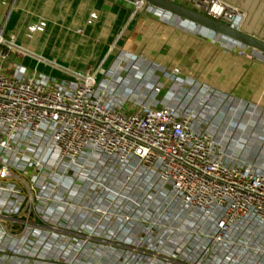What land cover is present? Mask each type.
<instances>
[{"label": "crops", "instance_id": "obj_1", "mask_svg": "<svg viewBox=\"0 0 264 264\" xmlns=\"http://www.w3.org/2000/svg\"><path fill=\"white\" fill-rule=\"evenodd\" d=\"M223 1L245 14L239 28L264 40V0ZM0 34L28 52L10 53L9 62L55 82L70 80L71 72L88 74L97 69L98 78L100 73L104 78L114 69V56L122 52L140 59L142 66L148 62L164 71L177 68L183 79L264 110L263 54L251 53L256 58L252 61L237 53L241 51L235 42L153 7L135 14L134 7L123 0H0ZM152 76L155 82L143 100L116 105L134 110L171 103L168 88L172 84L162 74ZM155 86L162 87L158 96L152 92ZM178 108L184 113L183 105ZM43 148L42 144L38 149L43 152ZM80 174L43 185L42 193L50 194V200L36 202L28 214L16 213L20 206L16 198L0 196V207L5 211L0 214V225L9 232V240L25 234L33 241L31 248L25 242L18 246L27 255L0 252V258L15 255L22 259L10 264L64 260L76 264H183L164 256L169 252V238L143 233L138 222L93 214L88 209V160ZM184 214V223L199 218L185 209Z\"/></svg>", "mask_w": 264, "mask_h": 264}, {"label": "built area", "instance_id": "obj_2", "mask_svg": "<svg viewBox=\"0 0 264 264\" xmlns=\"http://www.w3.org/2000/svg\"><path fill=\"white\" fill-rule=\"evenodd\" d=\"M123 1L134 7L135 14L148 7L144 0ZM168 1H181L233 28H239L245 17L223 0ZM10 53L28 52L0 34V196L16 198L20 205L16 213L28 214L36 202L50 200L41 189L49 180L81 176L86 161L95 164L101 156L134 173L141 171L148 179L155 177L170 188L169 203L206 215L215 231L205 237L207 249L229 243L226 238L238 223L264 226V169L254 171L228 160L221 141L203 128L192 109L184 107L183 113L173 96L171 103L126 113L110 96L111 82H119L123 71L116 74L110 69L101 79L100 69L71 72L70 80L55 82L9 62ZM162 77L172 85L183 79L177 68L164 71ZM161 88L155 86L152 92L158 96ZM42 144L51 165L37 155ZM82 159L86 160L80 163ZM106 161H99V166H107Z\"/></svg>", "mask_w": 264, "mask_h": 264}, {"label": "rangeland", "instance_id": "obj_3", "mask_svg": "<svg viewBox=\"0 0 264 264\" xmlns=\"http://www.w3.org/2000/svg\"><path fill=\"white\" fill-rule=\"evenodd\" d=\"M177 3L190 8L181 1ZM114 57L113 71H117L116 74L120 71L124 73L122 80H113L110 85V96L115 104L143 100L155 82L152 75L156 73L159 76L164 72L148 62L142 66L140 59L126 57L122 52ZM100 74L102 78L104 74ZM163 83L167 84L165 81ZM140 89L143 93H140ZM168 89L179 105L192 109L203 128L221 141L228 160L245 164L254 171L264 169V110L213 88L200 86L188 78ZM123 109L126 113L131 112L125 107ZM45 150L44 147L43 153L38 149L37 155L42 157L44 164L51 165L50 154ZM99 161L106 160L99 156L94 160L95 164L88 165V209L93 214L109 220L120 218L125 223L138 222L143 233L169 238L166 246L169 252L164 256L183 264H264V226L255 221L238 223L226 238L229 243H216L207 249L209 241L203 237L215 231L212 222L206 220V215L197 214L199 218L196 222H181L185 216L184 208L169 203V187L164 188L155 177L148 179L141 171L134 173L132 169L120 167L113 161H106L107 166L101 167ZM96 175H100V182L92 184L90 181L97 180ZM48 182L52 183L53 179ZM0 214H5L1 207ZM2 225L0 252L27 255L22 254L21 246H18L25 242L31 248L32 239L24 234L21 239L11 241L9 232ZM233 231L238 232V235L235 236ZM15 255H5L0 258V262L10 264L22 260ZM30 260H26L27 263Z\"/></svg>", "mask_w": 264, "mask_h": 264}, {"label": "water", "instance_id": "obj_4", "mask_svg": "<svg viewBox=\"0 0 264 264\" xmlns=\"http://www.w3.org/2000/svg\"><path fill=\"white\" fill-rule=\"evenodd\" d=\"M144 2L148 7H153L174 15L208 32L235 42L238 44V51L244 52L245 54L258 52L264 55V40L245 33L241 27L233 28L222 21H215L193 9L168 0H144Z\"/></svg>", "mask_w": 264, "mask_h": 264}]
</instances>
